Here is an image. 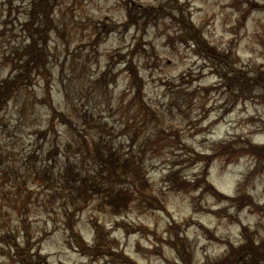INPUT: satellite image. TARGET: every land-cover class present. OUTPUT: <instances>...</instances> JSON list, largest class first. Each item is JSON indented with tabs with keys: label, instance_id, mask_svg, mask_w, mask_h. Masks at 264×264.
<instances>
[{
	"label": "rangeland",
	"instance_id": "374dc122",
	"mask_svg": "<svg viewBox=\"0 0 264 264\" xmlns=\"http://www.w3.org/2000/svg\"><path fill=\"white\" fill-rule=\"evenodd\" d=\"M51 2L57 29L41 65L46 73L41 68L32 73L26 89L4 110L0 125V235L12 231L22 242L26 228L33 250L41 249L40 264H123L130 260L124 251L137 264H175L180 259L175 247L182 243L195 264H246L248 255L241 254L250 242L246 236L264 243V160L256 165L252 155L240 151L230 159L219 155L211 163L207 180L218 190L225 195L249 192L259 206L238 207L215 198L204 182L200 186L198 177H204L207 164L196 154H210L216 145L232 140L238 147L248 139L264 143V91L230 97L220 87L222 67L200 53L204 51L192 36L195 27L203 39L199 46L227 52L234 66L253 78L264 72V0ZM127 2L154 14L139 27L128 24ZM29 3L0 0V61L27 44ZM45 102L73 116L76 129L57 123L58 132L40 136L52 112ZM101 130L115 149L124 154L129 150L128 155L133 150L142 162L138 165L148 177L147 191L158 208L136 199L128 210L115 213L95 198L72 217L65 214L64 199L51 198L58 183L49 185L44 166L57 175L68 142L80 149L81 165L95 166L87 150L101 141L96 134ZM55 139L60 150L52 155L48 150ZM75 151H69L71 158L78 155ZM176 172L178 179L169 176ZM69 221L74 229L67 226ZM95 224L112 231L123 254H113L110 261L90 256L81 236L91 243ZM9 236L0 241V264L12 262ZM249 264H264V258Z\"/></svg>",
	"mask_w": 264,
	"mask_h": 264
},
{
	"label": "trees",
	"instance_id": "16d2710c",
	"mask_svg": "<svg viewBox=\"0 0 264 264\" xmlns=\"http://www.w3.org/2000/svg\"><path fill=\"white\" fill-rule=\"evenodd\" d=\"M51 1L52 0H30L29 5L32 4L33 6L31 9L28 8V16L27 19L24 20V30L27 31L28 36V41L26 42L27 44L24 49L22 47L16 48V51L20 52L13 51L8 55L5 54L2 56L3 58H1L0 125L4 123V110L23 89H26L24 87L28 86V82L32 81L33 76H35L36 73H40L39 69L41 68V65L47 62L49 53L46 52L47 43L53 37L52 31L57 29V21L53 16L55 12H53L54 8L49 7V5H52ZM126 4L128 8V17L126 21H128V24L132 23L133 25L139 27L143 18L146 19L148 16V18H150L154 14V12L152 15L146 14V9L139 6L136 2H127ZM192 37L198 47L204 51L200 53L207 59L214 57V59L217 60V63L222 67L220 71V87H225V90L230 97L235 96L236 99H238L239 96L242 97L245 95L251 97L255 95V92L258 89H262L264 91V72L257 73L255 77L249 78L247 73L240 70L239 67L234 66V62L227 52H218L212 48L211 49L215 52H211L208 50V46L206 44L199 46L200 40L203 39L195 27H193ZM37 50L39 52H37ZM134 53L135 52H132L133 55ZM9 65H11L9 71L2 73V70ZM216 66L218 65L216 64ZM131 67L132 66H129L130 70ZM225 67H229V69H225ZM45 69V66H43L41 68L42 72L46 73V71H44ZM33 72L35 73L34 75H32ZM105 78L106 72H103L101 82L105 81ZM133 78L136 81L134 76ZM137 92L140 96L142 104L145 105L141 89ZM45 103L50 105L52 112L49 114V119L45 127L46 129L39 131L40 136L45 138L48 137L52 133L50 130L58 132L56 128L57 123L67 126L70 130L76 129V123L73 120V116H70L64 110H59L58 107L53 106L52 102ZM87 116L88 115H85L83 119H87ZM79 135L83 136L82 134ZM98 137L101 138V141L93 144L94 149L92 151L89 149L87 150L95 166L87 167L84 165V162L82 165L78 162L82 158L80 155L81 151L77 147L74 148L72 142H68L64 146L66 156L63 158L64 161L60 166L57 175H55V172L51 167L46 165L44 166L43 174L45 175L46 180H48L49 185L51 184L52 186L53 183H58V185L56 184L55 191L51 186H48L54 191H51V198L53 200L57 197L64 199L65 214L72 217L76 216L77 212L83 208L84 204L86 205L89 201L95 198L99 199V205L101 207H111L115 213H120L122 210H128L131 207V203L136 199L137 201H140L141 204L145 203L148 205L146 207L158 208V204H156V197L147 191L149 187L148 177L146 172H144L138 165L142 162L137 161L136 156L132 154L133 150L131 151V155H128L127 153L124 154L122 150L115 149L113 143L104 140V138H106L104 134H98ZM54 142H52V144H54L48 150V152L52 155L55 153L54 149L60 150L58 139H55ZM132 144L134 145V142ZM85 145L90 146V143H85ZM72 150H76L75 152L78 154H74L76 155L74 158H71L73 155L69 153V151ZM240 151L242 153L252 155L254 160H256V165L264 160V143H254L249 139L246 140L245 145L242 147L236 146L232 140L230 144L222 142L220 145H216L213 148V152L210 154H204L203 156L196 154L198 161H205V164H207L204 167V177H198V180L201 181L200 186L204 182V188L207 191L215 192L221 195V193L218 192V190L207 180L206 174H208L209 167L214 159H216L219 155L230 159V155ZM181 163L182 162L175 161L174 165H179ZM169 176L174 179H178L177 172L173 175L170 174ZM16 186L19 187L18 182H16ZM229 199L238 201L239 207L245 205L259 207L254 197L247 192L235 195ZM25 219L26 218L24 217L22 227L24 226ZM73 222L74 221L67 222V226L74 229L75 225ZM246 231H249V229H245V232ZM9 233L10 236L7 239L6 246L12 250L8 251V253L14 260H18L19 263L17 264H40L42 260L41 255H39L38 252L31 253V240L28 238L29 231L25 228V232L23 234L24 239L22 242L18 241V234H14L12 231H9L6 234L2 233L0 235V241H4V236L9 235ZM108 234L109 232H106L104 227L97 225L96 246L90 248L92 251L91 254L95 259L108 253L111 255L123 254V252L119 251L120 253H118L114 250V248L118 247L117 241L115 238H109ZM250 234L252 235V233ZM246 238H249L250 242L245 245V249H242L241 247V254L245 252V255H248V263H252L258 258L264 257V243L256 244L253 238L249 237V235H247ZM81 241L82 244L85 245L84 240L82 239ZM232 245L233 244H231L230 247H232ZM182 248H184L183 243ZM176 249L179 252L182 251L180 245L176 246ZM126 258L129 257L126 256ZM130 261L132 264H135L131 259L129 262ZM216 262H219V260ZM220 264L231 263L222 261Z\"/></svg>",
	"mask_w": 264,
	"mask_h": 264
}]
</instances>
